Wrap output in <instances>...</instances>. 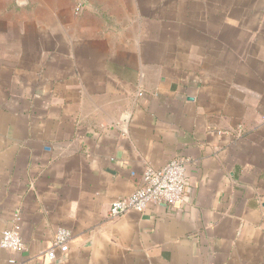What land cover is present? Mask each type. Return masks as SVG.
<instances>
[{
  "label": "crops",
  "instance_id": "1",
  "mask_svg": "<svg viewBox=\"0 0 264 264\" xmlns=\"http://www.w3.org/2000/svg\"><path fill=\"white\" fill-rule=\"evenodd\" d=\"M30 2L0 0V264H264V0ZM175 159L183 203L109 217Z\"/></svg>",
  "mask_w": 264,
  "mask_h": 264
},
{
  "label": "built area",
  "instance_id": "2",
  "mask_svg": "<svg viewBox=\"0 0 264 264\" xmlns=\"http://www.w3.org/2000/svg\"><path fill=\"white\" fill-rule=\"evenodd\" d=\"M82 10V4L77 6V13ZM187 176L185 161L172 160L160 169L147 167L143 175V186L131 196L116 200L110 207L109 217L119 218L128 212H144L150 205L166 207L183 203L187 192ZM71 232L60 229L47 252L50 260L57 259V251L65 254L69 251ZM23 239L18 228L3 232L0 247L5 250L18 252L23 249Z\"/></svg>",
  "mask_w": 264,
  "mask_h": 264
},
{
  "label": "rangeland",
  "instance_id": "3",
  "mask_svg": "<svg viewBox=\"0 0 264 264\" xmlns=\"http://www.w3.org/2000/svg\"><path fill=\"white\" fill-rule=\"evenodd\" d=\"M14 1H17V0H14ZM33 5H34V0H31L30 6L26 10L23 9V11L21 12L20 8H18V9L13 8V9H11V13H13L14 15H21V14L25 13V11H27L29 13H32V11L34 10L33 7H32Z\"/></svg>",
  "mask_w": 264,
  "mask_h": 264
}]
</instances>
